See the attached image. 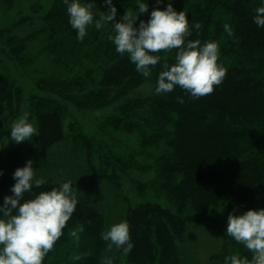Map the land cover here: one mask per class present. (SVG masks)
Returning <instances> with one entry per match:
<instances>
[{
  "label": "trees",
  "instance_id": "trees-1",
  "mask_svg": "<svg viewBox=\"0 0 264 264\" xmlns=\"http://www.w3.org/2000/svg\"><path fill=\"white\" fill-rule=\"evenodd\" d=\"M0 2L10 9L15 0ZM81 2H95L96 19L99 11H107L103 0ZM140 2L148 3V12L139 16L135 27L140 20L150 19L157 7L156 0ZM168 2L163 0L158 7L164 10ZM112 3L117 21L128 8L138 11L137 0ZM171 3L177 12L187 15L192 33L188 39L219 44V63L226 76L211 95L193 99L178 86L170 93L157 94L158 75L165 63H175L176 51L159 53L160 62L149 77H144L127 54L117 53L108 39L114 35L111 23L100 29L89 26L79 41L63 0H54L42 15L35 8L31 14L0 27V46L4 44L1 49L10 58L21 57L29 42L40 36L44 39L40 49L52 55L51 68L32 76L37 91L28 99V118L39 132L35 136L40 155L36 173L48 169L49 163L52 166L54 153L62 154L56 158L59 167L73 157L92 176L119 190L121 196L122 181L131 178L132 171L149 174L144 180L135 179L134 184L140 196L150 193L155 199L128 202L122 222L129 224L134 246L127 256L119 250L116 262L183 264L177 240H184L191 224L208 221L218 226L222 239L205 264H224V258L233 254L251 259L252 253L227 235L226 223L216 215L221 210L233 212L234 208L243 212L264 209V27L253 21L255 9L264 0ZM38 19L41 24L26 34L14 33L19 24L34 26ZM196 22L202 25L199 30L194 27ZM225 23L232 26L234 37L224 31ZM143 84L150 86L147 93L141 91ZM180 97L183 103L178 102ZM24 103V88L8 67H2L0 142L8 122L20 114ZM71 106L84 111L111 107V111L98 118L97 130L92 132L73 116ZM128 135L134 136V145L122 144L123 136ZM14 159L12 165L17 163ZM68 181H46L41 188L33 185L25 199ZM4 184L0 177V191ZM72 186L76 189L73 182ZM12 194L10 190L7 196ZM76 196V210L44 264L103 262L108 243L102 239L106 216L98 207L80 200L77 191ZM80 226L84 231L77 244L69 232ZM74 255L82 259L73 260Z\"/></svg>",
  "mask_w": 264,
  "mask_h": 264
},
{
  "label": "clouds",
  "instance_id": "clouds-1",
  "mask_svg": "<svg viewBox=\"0 0 264 264\" xmlns=\"http://www.w3.org/2000/svg\"><path fill=\"white\" fill-rule=\"evenodd\" d=\"M63 2L79 41H83L89 26L94 24L100 29L111 23L114 35H109L108 39L117 53L127 54L136 71L144 77H149L151 69L160 62L159 53L175 50V63H165L158 75L157 94L170 93L178 86L191 98L199 99L211 95L226 76V69L219 63V44L214 41L201 44L199 39H188L192 33L187 15L184 11L177 12L171 0L164 10L158 7L163 0H156L157 7L151 11L150 19L140 20L138 27L134 25L139 16L148 12V3L140 0H137L138 11L128 8L119 21L112 0H103L107 11H99L98 19L93 12L95 2ZM253 21L258 27H264V3L255 9ZM201 26L199 22L194 24L197 30ZM223 28L228 36L234 37L231 25L225 23ZM178 102L183 103V98H178ZM28 117L29 113L25 112L12 122L11 141L20 144L39 135ZM35 172L31 159L24 167L17 168L13 173L15 184L10 189L13 194L5 196L0 204V264H44L76 210L78 199L71 181L25 199V193L31 192L33 185L41 188L46 183L42 178L34 179ZM0 175H3L2 170ZM236 211L234 208L227 217L226 233L252 256L249 259L239 254L229 255L224 258V264H264V209H249L240 215L235 214ZM83 231L80 226L70 230L69 235L78 244ZM102 239L108 242L107 251L111 252L115 246L117 250L122 249L124 256L134 246L127 221L110 226L102 233ZM72 259L78 261L82 256L74 255ZM102 264H113V261L106 258Z\"/></svg>",
  "mask_w": 264,
  "mask_h": 264
},
{
  "label": "rangeland",
  "instance_id": "rangeland-1",
  "mask_svg": "<svg viewBox=\"0 0 264 264\" xmlns=\"http://www.w3.org/2000/svg\"><path fill=\"white\" fill-rule=\"evenodd\" d=\"M53 1L54 0H15L14 5L10 9L4 8L0 2V27L12 24L23 15L31 14L34 12L35 8L38 9L37 14L42 15L49 10ZM37 21L39 22H36L37 25L34 26L31 24L28 25L27 22L19 24L14 33L16 32L20 35L26 34L32 27L41 24L39 19ZM43 43L44 39H42L41 36L33 39L21 53L23 57H11L12 59L9 54L5 52V50L3 51L1 49L4 44L0 46V70L4 66L8 67L11 74L25 90V103L23 104L20 114L15 119L27 112L29 96L32 92L37 91V88L33 83L32 76L38 73H45L49 70L48 68H51L52 55L51 52L42 51L40 49ZM149 89V85H141V91L147 93ZM70 108L73 116L83 124L86 130H90L92 132L97 130L96 123L98 118L111 111V107L101 109L100 111H84L73 106ZM69 119L70 117L68 120ZM13 121L8 122L7 127L3 132V138L0 142V170L3 172V175H0V177L4 178L5 182L3 185L5 186L4 189L0 191V204H2L4 197L8 195L10 189L15 184L13 173L17 168L26 165V162L29 159L33 161V168L36 171L39 170L40 166V163L38 162V160H40L38 152L39 148L38 144L35 142V136L31 141L26 140L20 144L11 141L10 126ZM29 122L33 123L31 119H29ZM123 138L125 140L122 141V144L129 146L135 144L134 136L128 135V137L123 136ZM59 149L63 148L60 147ZM10 150H12L11 156L9 155ZM60 155L62 154L54 153L52 161H55L52 166L49 163L47 166L48 169H45L40 174L35 172L34 179L42 178L45 181H54L59 179L71 180L75 184L78 198L85 203L98 207L105 214L106 223L104 231L108 230L113 224L122 222L128 202L135 204L142 199H155V197L150 195V193L147 196H140L137 193L136 184H134L135 179L144 180L148 178L149 174L146 175V173L138 170L132 171V177L124 178L122 181V192L124 193L121 196L119 190H116L107 181L98 180L96 177L92 176L84 166L76 163L73 157L66 160L59 167L56 158L60 157ZM23 157H25V159L22 161ZM12 158H15L14 161L17 162L16 164L14 163L12 165V163H10ZM49 158L51 160V152ZM229 213H231V211L221 210L216 216L223 220V222L227 225V217ZM243 213V211H237L235 214L240 215ZM221 239L222 237L220 235L219 228L212 221H208L206 224H191L184 240H177L180 250L182 249L181 257L183 264H205L210 253L220 247ZM118 253L119 250H117L115 246H113L111 252L107 251L106 246L103 260L111 258L113 264H121L116 262L119 256L117 255ZM120 259H122V256Z\"/></svg>",
  "mask_w": 264,
  "mask_h": 264
}]
</instances>
